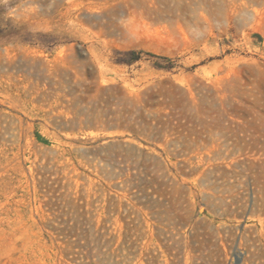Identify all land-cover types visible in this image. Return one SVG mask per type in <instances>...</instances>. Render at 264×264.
I'll return each mask as SVG.
<instances>
[{"label":"rangeland","instance_id":"rangeland-1","mask_svg":"<svg viewBox=\"0 0 264 264\" xmlns=\"http://www.w3.org/2000/svg\"><path fill=\"white\" fill-rule=\"evenodd\" d=\"M260 91L264 0H0V264H264Z\"/></svg>","mask_w":264,"mask_h":264},{"label":"bare ground","instance_id":"bare-ground-1","mask_svg":"<svg viewBox=\"0 0 264 264\" xmlns=\"http://www.w3.org/2000/svg\"><path fill=\"white\" fill-rule=\"evenodd\" d=\"M235 81L236 76L231 69H219L215 76L213 89V106L214 109L217 111L219 117L224 116L225 114H227V112H229V108L231 107L233 102ZM259 100V110L252 111V114L254 116V122H256V124L258 125V131L256 130V134H254V131H252L253 133H251L250 130L248 131V141L244 145V151L242 153L237 152L236 154L234 150H228L221 155V153L214 150V152L209 151L207 156L205 152L201 153L200 159L202 162H205L208 159V156H213L211 158H214L215 156L219 157L221 155V160L223 164H226L228 170L233 169L235 166L242 164V166H244V170L247 177L253 182H256L259 192V196L257 198L260 200V196L262 194L261 182L264 181V133H261V123L263 124L262 129H264V115H261V91ZM228 121L232 122L231 120ZM217 159L219 160V158ZM218 167L219 166H216L214 168L215 171H219ZM253 201H255V205V197Z\"/></svg>","mask_w":264,"mask_h":264}]
</instances>
